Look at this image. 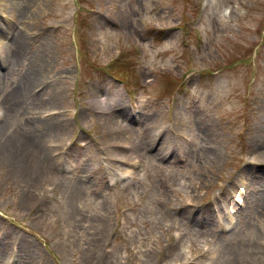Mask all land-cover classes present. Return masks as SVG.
<instances>
[{
  "label": "rangeland",
  "instance_id": "1",
  "mask_svg": "<svg viewBox=\"0 0 264 264\" xmlns=\"http://www.w3.org/2000/svg\"><path fill=\"white\" fill-rule=\"evenodd\" d=\"M8 1L0 0V264L11 239L16 264L25 246L30 264H96L95 256L99 264H229L240 240L249 252L240 264H264V0H38L17 60L12 40L24 19L10 15ZM43 52L48 70L21 77L26 58ZM17 84L26 98L14 114L6 97ZM54 111L69 140L52 152L56 137L45 146L37 128L53 125L44 116ZM109 115L120 121L105 141ZM10 132L37 144L28 174L4 148ZM64 150L72 152L66 165ZM115 174L124 183L107 181ZM31 178L36 194L44 184L69 187V218L55 196L28 205ZM77 187L83 225L71 213ZM210 200L232 212V232L216 225L226 216ZM124 219L129 231L119 229Z\"/></svg>",
  "mask_w": 264,
  "mask_h": 264
},
{
  "label": "bare ground",
  "instance_id": "2",
  "mask_svg": "<svg viewBox=\"0 0 264 264\" xmlns=\"http://www.w3.org/2000/svg\"><path fill=\"white\" fill-rule=\"evenodd\" d=\"M2 1H4V0H2ZM15 1H16V4H19V9L14 7L12 0L8 1V7L10 10V15L11 16L16 15V16L20 17V19H24V23H23L22 27L19 29L18 33L15 35V37L12 40L13 46H14V60H17V59L22 57V50L25 47V45L22 41V35H27L28 30L31 27L35 26V21H34L35 8H34V6L36 5L38 0H15ZM103 18L105 20L104 15H103ZM26 20H28V21L26 22ZM1 24H4V23L0 22V42L2 45L5 40L1 37V34H2L3 28L6 27V25L1 26ZM47 57H48V53L43 52L41 55H39L38 57H35L34 59L30 58V57L26 58L27 61L23 64V68H27V69L24 71V73L21 75V77L27 76L26 79L34 80L35 76H39L41 71L48 70V67L50 66V64H49ZM23 59H25V57L22 58L19 62L21 63V61ZM18 66H19V64L17 65V67ZM55 76H57V75H55ZM57 79H58V76H57ZM10 91H11V93H9L8 96L6 97V102H8L7 108L9 109V111L15 112L14 114H17L20 110V105L23 103L24 99L26 98V94H25L26 91L23 90L18 84H17V86H15V88L12 87ZM60 95H61V90H58L52 96V99L58 100L60 98ZM99 104H100V102H99ZM48 111H50V110H48ZM48 111H46V112H48ZM5 116L7 117V112L5 113ZM58 116H44V117H49L48 119H45L46 121H49L51 119H57V121L53 125L52 124H46L42 129L37 128V130H39L38 135H39V137L42 135L41 139L43 140V144L45 146H47L49 144V142H51L50 139L52 137H56V140L52 141L48 145L49 147H51L52 152H54L57 149V147L60 146L61 143H63L65 145L66 142L69 140L67 137L68 133L65 130H63V127H62L63 121L59 120ZM6 117H5V119H6ZM117 118H119V116H110L109 115V116H106V118L104 119L105 123L110 124L106 127L107 128L106 132H107L109 137L104 138L105 141H110L112 136H113V133H115V131H116V128H118L116 126L119 124L120 120H116ZM66 123L67 124H65L64 126L69 125L67 120H66ZM196 130H197V128H196ZM40 131L42 133H40ZM13 133L15 135V132H10L6 136L4 148H8L11 154L15 153L14 158H13L14 159V166H19L25 174H28V170L26 169V166L27 167L31 166L32 156L33 155L38 156L39 149L37 148V144H34V142L30 139H26L22 132H19L18 136H15V137L13 136ZM118 133L122 134V133H127V132L122 130V131H119ZM119 134L116 133L114 135H119ZM205 138L211 140L212 135L207 132L205 134ZM144 144H145L144 148L146 149L149 145V142L145 141ZM44 161H45V159L43 160V162ZM36 163L37 162L35 160V162L32 164V167ZM62 165H63V163H62V159H61V162L55 165L54 170H51L52 176H54V174L59 172V167L61 168ZM48 172L50 173V170H48ZM51 179H54V177H52ZM31 181H32V186L29 189H26L24 191V194H27L29 192L33 193L32 199L28 202V205L30 204L29 206H32L36 202V200L41 198V195H42L41 192H39L37 194L34 193V191L37 190L41 185L36 180H34V178H31ZM115 181L116 180L112 179L111 184L114 185ZM48 187H49V184H47V185L44 184L42 187V189L44 188L43 192ZM81 195H82V189L80 187H77L75 192L73 191V196H72V200H71V213L72 212L75 213V216H77V219L83 225V223L85 221H87L88 217H87V215H85V213L80 208L76 207V201H78L80 199ZM68 205H69V198H68ZM90 220H92V218H90ZM102 221L104 222L103 224H102ZM96 226H97V228H101V229L106 228L107 222H106V219L103 215L99 214L97 216V225ZM106 237H107V235H106ZM24 241L26 242L27 240L25 239ZM6 248H7L6 241H0V252H4L6 250ZM228 250H229V254H230L229 264H240L241 262L244 261L245 257L249 253L247 251V243H246V241H243V240H240V241L236 242L234 245H231ZM30 253H31V250L28 247L25 246L22 249L21 258H22L23 264H30V260H29V254ZM0 255L6 256V253H0ZM10 256H11V248H10ZM90 260H91V262H96V264H99V258L97 256L91 257ZM9 261H10V257H9ZM9 261H8V263H9Z\"/></svg>",
  "mask_w": 264,
  "mask_h": 264
}]
</instances>
